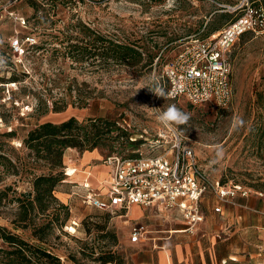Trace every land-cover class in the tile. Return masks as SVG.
Here are the masks:
<instances>
[{
    "label": "rangeland",
    "instance_id": "374dc122",
    "mask_svg": "<svg viewBox=\"0 0 264 264\" xmlns=\"http://www.w3.org/2000/svg\"><path fill=\"white\" fill-rule=\"evenodd\" d=\"M8 1L0 0V9ZM242 1L56 0L38 5L20 2L12 9L26 17L27 27H20L2 11L0 36L8 38L19 30L21 36L30 34L36 39L26 50L23 62L11 61V66L0 69V134L16 131L12 137L0 136L3 154L11 157L13 146L27 161H32L22 141L41 122H61L72 116L80 121L103 117L116 121L127 133L129 142H107L96 148L100 156L92 164L97 165L98 176L109 171L104 163L108 155L155 154L165 145L154 144L156 140L175 139L176 134L183 145L195 149L199 165L211 181L239 182L264 194V32L245 33L231 49L233 98L227 107L194 105L184 98L172 100L167 95L164 99L153 92L159 88L166 94L162 71L183 43L196 36L215 34L239 14L230 7ZM250 1L264 5V0ZM115 43L140 50L142 60L133 64L114 59ZM79 95L93 98L88 105H79ZM172 104L190 117L187 124L176 129L160 124L154 111ZM57 108L61 111H55ZM64 165L65 179L58 189L72 193L76 191L74 185L81 181L76 176L70 179L76 182L67 181L65 156ZM68 166L73 169L75 164ZM35 171L48 172L45 162ZM4 188H8V196L0 207V225L35 242L30 227L15 228L11 223L18 210L17 201H11L12 191L17 195L29 191L30 177L1 174L0 189ZM254 197L264 206V195ZM68 204L71 216L67 226L55 224L46 244L63 264H104L95 258L109 252L121 257L125 264H132L129 254L134 248L127 242L132 222H123L125 218L120 217L126 214L125 210L91 207L79 196L70 197ZM166 213L129 211L130 217L145 222L150 230L144 249L153 245V237H161L157 244L167 243L176 217L169 218ZM102 227L103 233L108 231L106 237L101 236ZM196 229L186 232L187 235L178 233L181 235L177 239L183 242L189 234H196ZM219 240L226 263L264 264V227L257 228L255 238L249 240L251 244L233 234V230H225ZM142 253L140 250L138 255ZM5 262L0 256V264Z\"/></svg>",
    "mask_w": 264,
    "mask_h": 264
},
{
    "label": "built area",
    "instance_id": "2783aa9c",
    "mask_svg": "<svg viewBox=\"0 0 264 264\" xmlns=\"http://www.w3.org/2000/svg\"><path fill=\"white\" fill-rule=\"evenodd\" d=\"M32 1L46 3L53 0H9L1 6L0 13L6 12L17 25L27 27L26 17L12 8L20 2ZM230 8L238 10L239 14L215 34L196 36L183 43L180 51L164 67L161 77L168 98H184L194 105L205 103L215 108L227 107L231 103V49L245 33L264 32V7L243 0L240 5ZM34 43L33 35L21 36L19 30L8 38L0 36V69L11 66V61L14 64L23 62L26 50ZM156 143L165 145L155 154L123 155L115 152L108 155L104 163L110 167L109 178L101 182L98 189L89 182L83 183L75 194L84 204L102 210L128 211L134 205L177 210L189 232L205 220L202 200L208 191L222 203H232L238 196L264 195L240 183L211 181L201 169L195 149L183 145L176 134L175 139H158ZM214 211L221 212V207H215ZM147 232L144 224H134L129 239L132 243H139Z\"/></svg>",
    "mask_w": 264,
    "mask_h": 264
},
{
    "label": "trees",
    "instance_id": "16d2710c",
    "mask_svg": "<svg viewBox=\"0 0 264 264\" xmlns=\"http://www.w3.org/2000/svg\"><path fill=\"white\" fill-rule=\"evenodd\" d=\"M54 1L56 0L51 2ZM30 3L42 4L37 1ZM256 4L263 5L260 2ZM112 48V57L116 60L127 63L131 61L133 64L142 60V52L131 45L115 43ZM91 98L93 95L84 97L79 95V105H88ZM55 111L61 110L57 108ZM15 133L16 131L12 129L1 133L0 136L12 137ZM128 139L127 133L117 126L116 121L109 118H89L80 121L72 116L61 122H41L28 132L22 141V147L29 149L28 155L32 156V161H27L26 156H21L19 150L13 146L11 157H7L3 154V141L0 140V177L5 173L30 177L29 191L19 195L15 190L12 191L14 195L11 196V201H17L18 210L11 223L15 228L30 227L32 240L35 241L26 240L18 233L0 225V256L5 258V264H63L60 256L53 253L46 244L53 233L54 225L58 224L61 228L67 226L71 216L70 206L56 195L60 182L65 179L63 169L66 150L76 148L81 151H93L107 142L124 144L129 142ZM41 162H45L48 172L36 173L35 170ZM7 191L8 188L0 189V207L8 196ZM100 231L102 237L107 236L108 231L103 233L104 227ZM95 259L104 264L116 260L119 264H125L121 257L116 258V254L112 252Z\"/></svg>",
    "mask_w": 264,
    "mask_h": 264
},
{
    "label": "crops",
    "instance_id": "0c3cea01",
    "mask_svg": "<svg viewBox=\"0 0 264 264\" xmlns=\"http://www.w3.org/2000/svg\"><path fill=\"white\" fill-rule=\"evenodd\" d=\"M99 156L100 154L96 149L93 151H83V154L76 148H68L66 150L65 164H67V181L70 182V179L75 176L78 178V181H81L76 183L78 185H74L76 191L81 184L87 182L98 189L101 182L109 178V171L105 176L102 175V177L96 174L97 165L92 164V162ZM76 159L79 160V164L76 163ZM69 164H75L74 168H69ZM62 186L63 185H61V187ZM76 191L70 193L60 188L57 190L56 195L62 202L68 204L70 197L78 198V196L75 195ZM209 196L212 197V200L207 199ZM254 196L255 194L249 197L238 196L232 203H222L211 191H208L202 200V210L205 215V220L198 225L196 234H189V237L183 240V242L177 239V236L181 235L178 233H185L183 235H187L186 232L188 231L186 230L185 221L182 220L183 216L179 211L158 210L156 207L144 208L138 205L130 207L129 210L126 211V214L120 215V217L125 218L123 222H132L130 228L137 223L144 224L147 227L145 222L130 217L129 211L132 209H138L141 212H167L170 214L169 218L176 217V221H173L174 225L171 228L172 233H170L167 243L162 242L163 244L161 245L157 244L161 237H153V245L144 249L143 244L150 239L148 235L150 230L148 228L146 237L139 243H132L130 239L127 240L129 246L134 248V251L129 254L132 264H228L226 263V256H224L223 251L220 249L221 240H219V238L222 237L224 231L228 230L231 232L233 230V234L239 238L247 239L248 244H251L249 240L255 238L257 228L259 227V229H262V227H264V206H262L260 202H257ZM215 207H221V212H215ZM158 222L161 223L159 219ZM154 223H156V220ZM257 224L261 226H257ZM168 243L170 246H168ZM140 250H143L144 253L138 255ZM234 257L238 258L236 255Z\"/></svg>",
    "mask_w": 264,
    "mask_h": 264
},
{
    "label": "clouds",
    "instance_id": "9594fccd",
    "mask_svg": "<svg viewBox=\"0 0 264 264\" xmlns=\"http://www.w3.org/2000/svg\"><path fill=\"white\" fill-rule=\"evenodd\" d=\"M158 97L166 98V94L163 89H155L153 91ZM155 115L160 124L166 128L176 129L181 125L187 124L190 117L187 113L180 110L176 105H169L163 110H158L154 108Z\"/></svg>",
    "mask_w": 264,
    "mask_h": 264
}]
</instances>
